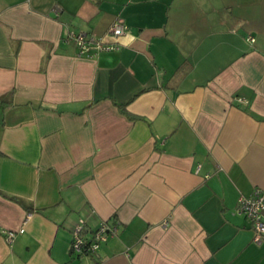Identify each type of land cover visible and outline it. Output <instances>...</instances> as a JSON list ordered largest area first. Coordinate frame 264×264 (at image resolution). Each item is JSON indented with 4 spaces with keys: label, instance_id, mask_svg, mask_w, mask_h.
<instances>
[{
    "label": "crops",
    "instance_id": "obj_1",
    "mask_svg": "<svg viewBox=\"0 0 264 264\" xmlns=\"http://www.w3.org/2000/svg\"><path fill=\"white\" fill-rule=\"evenodd\" d=\"M255 187L264 0H0V264H264ZM80 219L117 234L75 255Z\"/></svg>",
    "mask_w": 264,
    "mask_h": 264
},
{
    "label": "built area",
    "instance_id": "obj_2",
    "mask_svg": "<svg viewBox=\"0 0 264 264\" xmlns=\"http://www.w3.org/2000/svg\"><path fill=\"white\" fill-rule=\"evenodd\" d=\"M126 29L127 25L118 20L109 27L108 33L118 36L122 35ZM66 37L72 39L76 44L77 56L79 57H93L98 51L111 48V46L105 45L92 33L88 34L83 31H69ZM246 38L247 40L254 41V37L251 34H248ZM235 210L237 213L244 215L250 223L254 232V240L260 241L261 239H264V189L255 187L249 195H240L237 199ZM23 223H25V220ZM23 231L24 226L22 225L16 230L2 229L1 233L7 242H11L16 233H21ZM117 231V221L114 223H108L103 220L89 235L84 229V220L80 219L78 225L72 232L70 250L75 255L95 253L100 248V245L110 236L117 234Z\"/></svg>",
    "mask_w": 264,
    "mask_h": 264
},
{
    "label": "trees",
    "instance_id": "obj_3",
    "mask_svg": "<svg viewBox=\"0 0 264 264\" xmlns=\"http://www.w3.org/2000/svg\"><path fill=\"white\" fill-rule=\"evenodd\" d=\"M123 112H125V110H123ZM128 116H129V115H128ZM91 232H92V231H91ZM91 232H90V233H91ZM85 233H86V232H85ZM89 235H90V234H89ZM89 235H88V236H89Z\"/></svg>",
    "mask_w": 264,
    "mask_h": 264
}]
</instances>
